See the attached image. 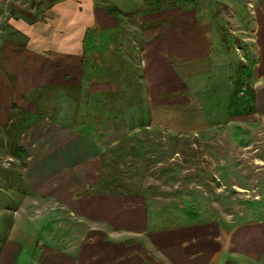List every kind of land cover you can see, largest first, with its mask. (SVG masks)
<instances>
[{"label": "rangeland", "instance_id": "rangeland-1", "mask_svg": "<svg viewBox=\"0 0 264 264\" xmlns=\"http://www.w3.org/2000/svg\"><path fill=\"white\" fill-rule=\"evenodd\" d=\"M56 1L58 84L64 87L58 88V104L54 105L46 100L42 103L26 100L27 96L33 97V92L25 97L29 90L27 85L32 84L33 80L26 79L22 65L36 64L41 59L36 48L23 50L26 38L21 33L23 24L20 21L28 15L33 17L41 14L43 17L46 13L44 10L50 12L48 9L51 10ZM145 1L15 0V6L8 8L7 14L14 18L15 23H0V49L7 54L4 70H16L18 81L16 79L14 88L0 87V204L7 203L11 208L16 206L25 189L22 170H28L43 156L44 151L40 150L42 144L47 142L63 146L77 139L80 130L89 124H95L97 128H128L126 121L113 120L119 118V107L124 104L119 97L111 98L108 93L116 88L121 99L127 97L124 102L133 99L135 87L137 95L144 97L146 94L144 68L141 63L138 64L137 55H131L136 54L133 48L138 40L135 38L141 32L148 36L159 25H169L172 29L175 19L170 15L181 17L183 8H187L196 10L200 24L207 23L212 28L208 33L212 47L205 64L208 73L200 72L204 67L198 63L194 66L195 75L187 79L191 95L204 100L205 105L198 106L197 116L186 121L178 120L173 115H159L155 122L159 124L155 125L159 126V131L132 134L104 153V171L96 168L93 176L105 182L95 185L96 190L162 197L147 200L161 208L157 210L155 206L148 205V219L157 225L176 222V213L182 209L195 212L199 220H219L226 230L236 224L264 219V124L242 116H239L238 122L230 120V116L237 114L238 110L242 112L247 99V96L243 97L245 93L238 94V89L244 84L242 63L246 57L244 46L241 47V33L233 30L237 29V25L244 28L251 25L253 8L261 0H181L175 7L164 6L154 12L148 11ZM106 5L116 6L119 11H114L110 16L105 10ZM156 19H159L156 21L159 25L152 22ZM47 24L53 29L52 22ZM85 36L82 44L81 40ZM84 48V54L87 55L84 58L89 61L93 59L94 69L99 74L87 81L91 72L85 71L84 84L77 88L73 86L78 83L81 72L80 68L77 70L76 64L80 63L79 55L83 54ZM111 51L117 56L110 54ZM118 64H124L125 69L121 71L123 66ZM101 66H106L104 69L108 70V74L103 70L97 71ZM123 88H126L125 91ZM55 92L47 87L41 96L35 92L34 97L45 98L47 94L53 97ZM98 92H108L104 99L111 102L110 111L103 110L98 100L89 96L90 93ZM10 97L12 102L14 98L17 102L5 104ZM142 100L136 98V104L132 103L131 106H138L133 107V110L140 114V120L143 121L148 116L147 104ZM32 109L38 114L41 112L42 116L31 114ZM55 111L58 113L54 114ZM57 115L58 122L52 126L50 118ZM7 116L12 122H8ZM40 117H47L48 120ZM107 117L111 119L102 124ZM149 122L150 119L143 123ZM11 123L14 127L10 126ZM19 123H22L21 130L25 129L17 140L26 150L24 159L14 155L10 147L12 139L17 137L18 130L15 127ZM169 124L178 128L189 127L180 135L173 132L174 129L163 130L162 127L168 128ZM204 125H207L211 135L199 136V132H193L192 129ZM52 128L58 129L57 138L37 136L39 131ZM204 143L207 145L206 152L202 149ZM127 144H135L139 149L127 151ZM118 145L124 152L117 150ZM6 191L14 194L7 198L4 194ZM166 212L168 215H163ZM37 225L40 222L34 220L29 224L23 222L20 228L34 233Z\"/></svg>", "mask_w": 264, "mask_h": 264}, {"label": "crops", "instance_id": "crops-1", "mask_svg": "<svg viewBox=\"0 0 264 264\" xmlns=\"http://www.w3.org/2000/svg\"><path fill=\"white\" fill-rule=\"evenodd\" d=\"M15 4V0H0V23H15L14 18L7 14L8 8ZM57 6L58 1L51 10L48 9L50 12L44 10L46 13L43 17L41 14L33 17L28 15L20 21L23 24L21 33L26 38L23 50L36 48L41 59L36 64L22 65L26 79L33 80L32 84L27 85L29 90L25 95L33 92V97L27 96L26 100L37 103L46 100L54 105L58 104V88L64 87L58 84ZM182 11L181 17L170 15L175 19L172 29L169 25L161 27L156 22L159 19H156L152 22L159 27L153 28L148 36L141 32L135 38L138 40L133 48L136 54L131 55H137L138 64L141 63L144 68L145 96L137 95L134 85L133 99L125 102L127 97L121 99L116 88L107 92L111 98L119 97L124 104L119 107V118L112 119L126 121L128 128H97L95 124H89L80 130L77 139L63 146L47 142L42 144L40 150L44 151L43 156L28 170L23 168L21 174L25 189L16 206L11 208L7 203L0 204V264H264V219L236 224L226 230L219 220H199L195 212L182 209L176 213V222L157 225L148 219V205L155 206L157 210L161 208L147 200L162 197L96 190L95 185L105 182L93 176L96 168L104 171V153L132 134L159 131V126H155L159 124L155 122L160 116L173 115L178 120L186 121L197 116L198 106L205 105L204 100L191 95L187 79L195 75L194 66L198 63L204 67L200 72L208 73L205 64L212 47L208 34L212 28L210 24L199 23L200 17L195 9L183 8ZM253 14L249 27L237 25L233 31L241 33V47L244 46L246 57L242 63L244 84L238 89V94L249 85L255 93V110L250 111L245 98L242 112L238 110L237 114L230 116V120L238 122L239 116H242L264 124V0L254 6ZM51 22L54 24L53 29L47 24ZM85 39L86 36L82 38V44ZM84 51L85 48L82 54L85 57ZM110 54L116 55L115 52ZM82 55H79L80 63L76 64L78 67L74 65L81 72L76 77L78 83L73 86L77 88L84 84L85 71L91 72L87 81L99 74L94 69L93 59L89 61L84 58L83 64ZM5 57L7 54L0 49V87L11 89L16 86L18 77L16 70H4ZM118 65L123 66L121 71L125 69L124 64ZM105 67L101 66L97 71L103 70L108 74ZM47 87L56 91L53 97H48V94L45 98L34 97L35 92L41 96ZM107 93H90L89 96L98 100L103 110H109L111 102L104 99ZM138 97L147 104L148 118L145 120L148 122L150 119V124L143 123L145 120H140V114L133 110V107L138 108L137 105L131 106L132 103L136 104ZM11 100V97L8 98L5 104H11ZM15 102L14 98L12 103ZM85 102L88 103L87 100ZM35 113L32 109L31 114ZM39 114L42 116L41 112ZM44 119L48 120L47 117ZM50 119L53 126L58 122V115ZM110 119L104 118L102 124L108 123ZM162 128L168 131L174 129L173 132L180 135L186 130L173 127L172 124ZM24 130L17 134L22 131L20 136ZM192 130L199 132V136L211 135L207 125ZM37 136L57 138L58 129L41 130ZM120 146H117V150L122 153L124 151ZM127 146V151L139 149L135 144ZM202 146L206 152V143ZM10 147L13 152L12 142ZM4 194L8 198L14 192L6 191ZM34 220L40 222L34 233L20 228L23 222L29 224Z\"/></svg>", "mask_w": 264, "mask_h": 264}, {"label": "trees", "instance_id": "trees-1", "mask_svg": "<svg viewBox=\"0 0 264 264\" xmlns=\"http://www.w3.org/2000/svg\"><path fill=\"white\" fill-rule=\"evenodd\" d=\"M180 2H181V0H146L145 4L149 8L148 11L154 12L156 10H159V9L163 8L164 6H166V7H175L176 5L180 4ZM105 10L110 16H112L114 11H116V12L119 11L118 8L116 6H113V5H106L105 6ZM83 61H84V56H82V63H83ZM123 91H125V89H123ZM244 93L247 94V102L249 104L250 111L253 112L255 110V107H254V101H255L254 90L249 85H247L246 90L244 91ZM101 106H103V105H101ZM8 121L12 122V119L8 117ZM21 125H22V123H19L15 127V129L20 131L22 129ZM10 126L14 127V126H12V123H11ZM71 130L75 131L73 129H71ZM19 133L17 134V137L12 139V142H13L12 145L14 147L13 148V153H14V155L18 156L19 158L24 159L27 154H26L25 148L17 143V140L19 139V137H18Z\"/></svg>", "mask_w": 264, "mask_h": 264}, {"label": "built area", "instance_id": "built-area-1", "mask_svg": "<svg viewBox=\"0 0 264 264\" xmlns=\"http://www.w3.org/2000/svg\"><path fill=\"white\" fill-rule=\"evenodd\" d=\"M239 93L242 95V94H244V91L243 90H240Z\"/></svg>", "mask_w": 264, "mask_h": 264}]
</instances>
